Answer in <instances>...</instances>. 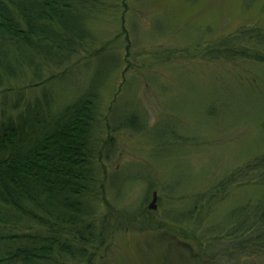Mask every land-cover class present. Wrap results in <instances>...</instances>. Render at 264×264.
Returning <instances> with one entry per match:
<instances>
[{"label": "rangeland", "instance_id": "rangeland-1", "mask_svg": "<svg viewBox=\"0 0 264 264\" xmlns=\"http://www.w3.org/2000/svg\"><path fill=\"white\" fill-rule=\"evenodd\" d=\"M103 1L110 11L91 25L94 50L103 52L52 82L58 111L102 84L97 115L99 125L109 122L98 129L96 151L106 165L108 202L140 220L112 234L95 264H258L246 252L233 262L211 241L224 242L218 234L227 230L228 211L257 201L264 188L234 187L214 214L198 215L199 234L209 229V237L183 232L198 196L264 154V66L209 63L192 51L243 27L264 28V0ZM133 115L141 129L122 128Z\"/></svg>", "mask_w": 264, "mask_h": 264}, {"label": "trees", "instance_id": "trees-1", "mask_svg": "<svg viewBox=\"0 0 264 264\" xmlns=\"http://www.w3.org/2000/svg\"><path fill=\"white\" fill-rule=\"evenodd\" d=\"M110 8L103 0H0V264H95L112 234L128 220L140 222L108 202L106 165L96 151L98 129L109 122L99 125L97 115L102 84L60 111L52 84L103 52L94 50L91 25ZM193 50L209 63L264 66V28L243 27ZM81 52L88 57L76 60ZM137 120L129 116L121 126L138 131ZM234 187L264 188V154L198 196L183 234H213H199L196 221L214 214ZM228 222L218 234L224 242L211 243L231 261L246 252L264 264V195L229 210Z\"/></svg>", "mask_w": 264, "mask_h": 264}, {"label": "water", "instance_id": "water-1", "mask_svg": "<svg viewBox=\"0 0 264 264\" xmlns=\"http://www.w3.org/2000/svg\"><path fill=\"white\" fill-rule=\"evenodd\" d=\"M156 202H157V193L154 194V201H153V204L150 206L151 210H156L157 209Z\"/></svg>", "mask_w": 264, "mask_h": 264}]
</instances>
